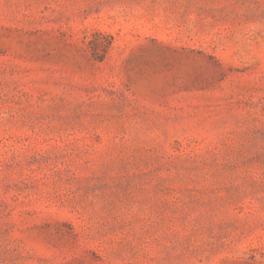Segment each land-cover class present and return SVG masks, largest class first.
Segmentation results:
<instances>
[{"label": "rangeland", "instance_id": "1", "mask_svg": "<svg viewBox=\"0 0 264 264\" xmlns=\"http://www.w3.org/2000/svg\"><path fill=\"white\" fill-rule=\"evenodd\" d=\"M0 264H264V0H0Z\"/></svg>", "mask_w": 264, "mask_h": 264}]
</instances>
